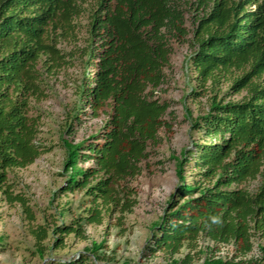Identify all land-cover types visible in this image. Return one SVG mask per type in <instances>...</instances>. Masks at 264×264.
<instances>
[{"label": "trees", "instance_id": "16d2710c", "mask_svg": "<svg viewBox=\"0 0 264 264\" xmlns=\"http://www.w3.org/2000/svg\"><path fill=\"white\" fill-rule=\"evenodd\" d=\"M86 13L88 71L66 132L74 133L83 114L103 122L90 139L62 138L67 178L60 191L85 190L92 205L70 223L54 225L60 236L52 246L71 233L85 237L83 221L101 224L103 209L132 211L133 188L123 190L121 182L141 174L151 144L159 143L162 129H172L166 115L173 102L156 89L176 42L191 49L196 86L188 96L209 102L191 119L207 140L175 157L180 183L154 224L148 253L165 251L166 264H190L192 252L177 254L208 239L216 247L233 244L237 252L223 257L207 246L212 253L202 264H264V242L247 257L253 239H264V0H0V192L30 211L26 198L12 192L8 173L49 150L38 140L39 118L29 114L31 99L45 96L38 64L52 71L70 63L56 36L73 34L75 19ZM87 161L94 164L81 165ZM253 181L255 187L246 185ZM49 233L44 225L34 230L41 256ZM102 247L93 242L86 251L98 261ZM95 260L84 253L66 264H99Z\"/></svg>", "mask_w": 264, "mask_h": 264}, {"label": "rangeland", "instance_id": "374dc122", "mask_svg": "<svg viewBox=\"0 0 264 264\" xmlns=\"http://www.w3.org/2000/svg\"><path fill=\"white\" fill-rule=\"evenodd\" d=\"M88 21V14H83L75 19L73 34L56 36L58 48L71 60L70 63L52 71L44 61L38 64L45 96L31 99L29 114L39 118L38 140L49 150L29 166L14 168L8 173L12 192L26 198L30 211L18 201L10 202L7 195L0 192V264H66L84 253L92 261L95 258L86 248L93 242L103 244L100 249L102 259L95 260L99 264H166L168 261L165 251L151 255L147 246L155 231L154 224L160 221L180 183L175 157H180L185 150L195 149L194 143L207 140L203 130L192 128L191 119L204 114L209 104L207 96L198 99L188 96L196 86L195 70L188 60L191 49L188 44L176 42L165 82L156 89L157 96L173 102L166 115L172 122V129H162L159 143L151 144V155L142 161L141 174L121 182V189L133 188L131 197L137 202L132 211L123 213L117 209L107 212L103 209L101 224L83 221L85 237L71 233L63 236L60 246H52L60 236L53 233L54 225L70 223L85 215V209L92 205L85 190L60 191L67 178L62 138L71 136L75 141L90 139L91 135L97 134L103 122V117L81 114L82 120L76 123L74 133L66 132L78 103L77 86L84 72L88 71L87 56L83 54ZM227 85H222L223 90ZM243 94L233 95V98L239 99ZM187 109L192 112L191 117L187 115ZM92 164L93 161L81 163L84 167ZM194 172L192 165L186 167V181L194 180ZM256 184L253 181L246 185L253 188ZM42 225L50 228L44 241L47 246L44 256L38 252L34 235V230ZM253 240L254 249L247 257L257 255L258 244L264 242L257 237ZM207 246H214V243L200 239L196 249L184 247L177 257L182 258L192 252L194 260L190 264H202L212 253ZM215 250V254L223 257H231L237 252L233 244L218 245Z\"/></svg>", "mask_w": 264, "mask_h": 264}]
</instances>
